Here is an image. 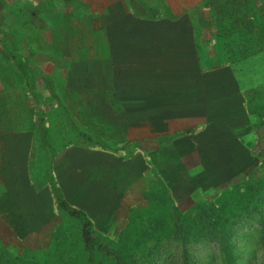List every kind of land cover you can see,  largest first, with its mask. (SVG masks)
Returning <instances> with one entry per match:
<instances>
[{
	"label": "rangeland",
	"instance_id": "374dc122",
	"mask_svg": "<svg viewBox=\"0 0 264 264\" xmlns=\"http://www.w3.org/2000/svg\"><path fill=\"white\" fill-rule=\"evenodd\" d=\"M146 2L150 19L189 20V50H164L177 54L176 62H165L158 51L157 63H170L160 75L172 64L173 74L187 68L182 74L194 78L189 61L197 59V75L222 78L219 104L236 112L224 115L233 122L220 117L228 130L203 122L193 129L192 145L184 139L192 121L165 115L162 125L172 128L173 145L135 146L132 124L122 131L112 121L124 120L133 100L106 99V91L121 83V90H131L133 53L124 52L130 58L118 67L108 66L106 58L107 50L131 43L125 38L135 23L127 19L137 15L101 0H0L3 44L26 59L38 95L33 101L27 94L0 44V264H118L96 249L87 258L79 222L54 204L53 190L87 215L91 235L120 264H263L264 0H180L181 8L168 7L167 0ZM192 82L157 91L173 96L196 87L199 95L206 91ZM39 109L52 181L44 175ZM249 184L257 187L256 212L231 221L224 211L216 230L203 214V231L194 223L186 229V217L198 206L226 201L233 206L228 194ZM176 225L188 240L173 235Z\"/></svg>",
	"mask_w": 264,
	"mask_h": 264
},
{
	"label": "crops",
	"instance_id": "0c3cea01",
	"mask_svg": "<svg viewBox=\"0 0 264 264\" xmlns=\"http://www.w3.org/2000/svg\"><path fill=\"white\" fill-rule=\"evenodd\" d=\"M101 1H103L104 6L117 7V3H120L124 8H129V0ZM133 1L141 7L148 8L146 7V0ZM167 1L168 7H183L179 2L180 0H177V2ZM150 18L133 16L127 19L135 23L131 31H129L130 37L127 36V38H125L131 39V43L126 45L117 44L115 48L118 50H107L108 57L106 60L108 66H120L121 63L123 64V60L126 56L124 52L132 51L133 55L131 59L133 60L130 61L131 65L135 67L130 80L132 84L131 90H121L124 85L121 83L119 87L116 86V91H106V99L123 98L133 100L130 110H127V108L124 109V115L126 116L124 120L112 119L115 123L114 127L123 131V125L131 123L132 127H128V130L132 132L131 140L137 141L135 146H149L152 144V146H154L155 143H158L162 144L161 146L164 147V150L165 147L168 148L173 145V143H171L173 138H170L172 128H170L169 125H167V127L162 125L163 122L161 117L165 115H168L171 120L172 116H174L178 121H192L189 123L186 122L188 123L186 129L190 131H186L187 135L185 134L186 137L184 138L192 145H195L193 140L197 135L193 129L198 125L201 126L205 121L213 123L217 130H228V128H224V125L220 124L224 122H219V119L221 117L224 121H232L230 117L224 115H232L236 112L234 110L232 111L230 107L224 108L219 104V101H221L220 82L222 81L219 75L212 74L210 76H205L202 72L197 75V69L200 68V66L195 58L189 61L193 66L195 65V69H193L194 78H191V76L188 75L189 73L185 76L182 74V72L187 71V68L178 69L181 73L173 74L172 71H176V68H173L172 64L170 70H165L163 72L164 74L160 75V71H162L161 67L170 66V63L168 65L157 63L158 51L162 52L161 57L165 62L167 59H169V61L173 59V61L175 60L176 62V60H179L177 54L173 57L172 54L168 55L164 50H189L188 44L190 35H188V18L183 15L159 20ZM165 40H167L165 46L154 47L156 44H164ZM126 57L130 58L129 55ZM123 77L124 76H121V78ZM225 78H229V76ZM191 81H193L192 84L199 81V84H202V90L206 88V91H204L202 95H199L196 87L181 94H176L175 96H173L171 92L157 91L161 86L169 87L172 84L178 83L186 85L191 83ZM114 82H116V80ZM173 100L174 102H172ZM215 105L218 107H215ZM161 126L162 128L159 129ZM188 134H192V136ZM192 156H194V154H192Z\"/></svg>",
	"mask_w": 264,
	"mask_h": 264
},
{
	"label": "trees",
	"instance_id": "16d2710c",
	"mask_svg": "<svg viewBox=\"0 0 264 264\" xmlns=\"http://www.w3.org/2000/svg\"><path fill=\"white\" fill-rule=\"evenodd\" d=\"M129 8L132 10V12L137 16H143L150 18L153 16V12H151L148 8L141 7L139 4L134 2L133 0H129ZM4 40L0 36V44L3 47L5 51H7L10 55L11 60L13 61V64L15 68L18 70V72L21 74L25 89L27 91V94L30 96V98L33 101L38 100V95L33 90V82H32V72L31 69L26 61V59L18 54H16L15 51H13L11 48L7 47L5 44H3ZM55 99L56 96L53 95ZM57 101V100H56ZM58 103V101H57ZM38 137H39V143L42 149L45 152V166H44V175L48 181L51 180V148L49 144L46 141V131H45V125H44V114L41 109L37 112V125H36ZM83 136V134H80ZM86 137V136H83ZM89 139V138H87ZM52 181V180H51ZM255 191H257V187H254L253 184H249L247 186H243L240 188H236L233 191V195L228 194V196L231 197L227 199H230L234 201V205L231 206V202H211L209 204L200 205L195 210L194 216L188 215L186 217L187 220H189V226L186 225V229L190 228V226L194 223L195 227H199L198 231H203V227L205 224L202 219L203 214L206 215V218H211L212 221V229L216 230L217 225H215L216 222H221L226 219V216L223 215L224 211H227L229 213V216L231 217V221H237V219H244L247 215H250L253 212L257 211V206H255L256 197L254 196ZM54 194V204L64 211L69 216L74 217L79 222V233L80 238L83 244L84 249L87 252V258H91V254L94 249L97 251H100L105 254H110L118 264L121 263L119 257L117 254L107 245L99 242L97 238L91 235V221L87 217V215L81 210L76 208L75 206H72L69 204L57 191L53 190ZM220 201V200H219ZM201 219V220H200ZM221 225V224H220ZM174 230H172L173 235L176 237H183L184 240H188V234H184L180 228L179 225H176L173 227ZM187 231V230H186ZM264 264V262H263Z\"/></svg>",
	"mask_w": 264,
	"mask_h": 264
}]
</instances>
